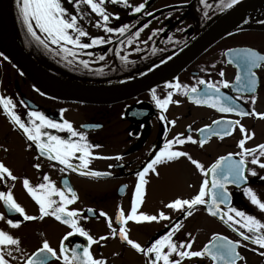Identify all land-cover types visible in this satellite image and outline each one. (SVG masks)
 Returning <instances> with one entry per match:
<instances>
[{"label":"flooded vegetation","instance_id":"1","mask_svg":"<svg viewBox=\"0 0 264 264\" xmlns=\"http://www.w3.org/2000/svg\"><path fill=\"white\" fill-rule=\"evenodd\" d=\"M245 1L239 0L236 5L223 10L218 6L219 0H204V3L200 0L106 2L103 7L109 14L107 27L115 29L127 24L129 29L124 35L109 33L103 27H97L100 17L87 6L81 5L79 9L83 15L78 18V25L88 34L81 38L82 41L90 43L92 37H102L107 42L77 50V59L71 64L68 60L72 57L62 59L57 54L58 47L51 43L46 48L49 53L47 60H35L34 55L28 51L45 71L55 77L77 83L88 82L86 79L93 78L96 86L112 87L110 90L123 93L108 101L85 102L57 93H46L0 47V96L13 100L16 105L14 111L22 119L26 121L28 110H38L58 122L61 119L69 121L74 130L85 133L88 143L99 145L90 149L93 156L89 158L87 168L76 172H61L62 166L40 156L35 145L27 140L22 130L15 127L0 108V163L16 177L12 180L5 175L4 180L0 181V191L10 190L25 213L35 217L24 220L18 213H7L0 202V213L4 214V218L0 219V230L19 240V251L15 250L16 246H9L12 255L5 257L9 264H25L27 257L42 247L45 240L58 254L61 239L71 231L67 225L50 215L41 218L38 205L23 187L25 178L30 185L35 186L43 182V175L47 174L54 185L62 189L65 187L63 181H67L66 187L71 188L77 196V200L68 207L79 210L82 217L78 221L79 225L96 240L90 245L94 258L102 259L105 264H147L146 258L122 241L118 232L112 235L109 221L99 213H106L113 228H119L116 224L117 210H122L125 216L131 210L138 179L136 173L146 167L165 141L172 140L177 134L185 137L191 135L199 141L202 134L197 129L211 125L212 121L221 118L238 121L230 135L222 138L209 135L202 146L198 142L173 144L172 150L188 153L205 169L220 156L239 153L241 149L238 141L246 136L250 138L245 139V148L264 144V115L220 113L207 105L196 104L188 95L175 91L171 98L173 102L164 110H159L151 98L153 89L161 99L171 90L165 88L166 82L178 81L191 87L197 79L212 82L223 79L230 82V87L226 89L221 86L220 91L233 97L240 110L264 114V62L253 69L256 81L254 91L238 93L233 87L237 66L230 62L231 57L228 55L230 49L242 48L264 55V0H259L263 2L249 9L244 20L236 26L223 33L219 32L215 38L208 35V30L217 19ZM141 3L145 5L144 9L139 13L133 12L132 7ZM71 10L76 14V7H71ZM137 32L138 36L135 35ZM129 38H132L131 43H128ZM101 55L103 60L99 59ZM121 56L126 59L121 60ZM80 60L87 61L88 67L80 64ZM220 72L224 73L223 77L219 75ZM161 115L163 120L160 119ZM241 126L245 129L244 133L240 131ZM49 131L65 138L68 136L67 132ZM117 156L120 159H116ZM233 159H239V156L234 155ZM251 159V156L246 157V167L255 171L256 175L246 172L247 180L240 187L227 185L230 205L264 222V211L253 205L243 191L245 187L250 188L264 202V179H261L264 177V169L251 164ZM260 161L264 162V156L260 157ZM72 163L78 165L79 161L73 159ZM37 164L39 169L34 167ZM83 172L106 175H84ZM143 179L145 183L142 185L137 213L158 215L162 211L170 219L126 221V233L131 240L142 247L150 246L151 242L165 234L178 221L179 230L175 232L173 240L177 244L183 241L185 245L191 240L189 251L202 250L209 244L213 234H217L240 242L236 251L242 259H238L236 264H264V255L260 254L264 249L242 240L234 230L238 225L229 227L218 216L210 215L205 205L195 206L188 216L181 210L165 207L177 198L190 199L198 192L204 179V175L187 157L165 160L155 166V171L147 172ZM87 209L94 211L89 213ZM7 219L19 221L20 224L18 227H10ZM101 236L106 239L100 240ZM87 243L86 238L74 234L68 237L65 246L70 248ZM170 259L179 260L180 264H213L206 255L181 259L173 254ZM48 264L62 262L49 257Z\"/></svg>","mask_w":264,"mask_h":264},{"label":"snow or ice","instance_id":"2","mask_svg":"<svg viewBox=\"0 0 264 264\" xmlns=\"http://www.w3.org/2000/svg\"><path fill=\"white\" fill-rule=\"evenodd\" d=\"M70 3L76 7V14L69 13L66 8L62 6L61 0H16L18 16L27 29V33L43 45L48 47L49 43L56 45L59 49L57 54L62 56V59L72 57L68 60L71 64L73 60L77 59L79 49H87L94 45L103 44L105 41L102 37H92L90 43L82 41V37H86L87 32L78 25V18L83 15L80 12L79 6H87L92 13H95L100 20L97 21V27H103L106 32H116L120 35H124L128 31L129 26L127 24L119 28L107 27L109 20V14L106 12L103 5L106 2L121 3L125 0H69ZM204 3V0H200ZM239 0H219L218 6L223 9L231 8L236 5ZM127 6V5H126ZM207 7V5H205ZM145 5L143 3L138 6L132 7V11L135 13L141 12ZM151 15L150 13H145ZM118 18V17H117ZM147 27V25H144ZM37 30L41 35L37 34ZM138 32L135 34L138 36ZM132 42V38H129L128 43ZM71 46V47H69ZM89 55H91L89 53ZM117 55L119 56V49H117ZM228 55L231 57L230 62H234L237 66V74L235 76V84L233 87L239 92H251L254 91L255 86V73L253 69L260 67L261 62H264V55H260L256 51L249 48L242 49H230ZM99 59L103 60L101 55ZM121 60H125L126 57L121 56ZM85 68L88 67V62L84 60L79 61ZM223 77L224 73L219 74ZM198 86H203L198 87ZM221 86L223 88H229L230 82L221 79L218 82L206 81L205 79H197L196 84L189 87L188 85H182L178 81L168 83L166 82L165 88L171 89L161 99L156 95L155 90H152L151 98L155 103V107L159 110H164L171 100L173 92H179L181 95H188L190 100H193L196 104L207 105L220 113H236L238 115H264L258 113H245L236 105L233 97L227 96L220 91ZM254 97L252 98L254 102ZM178 103V101H175ZM23 103V102H21ZM16 105L13 100L7 96H0V108L3 113L8 117L10 122L22 130L24 136L28 141H31L35 145L36 150L40 156L46 157L50 161H56L62 167L61 172L71 170L76 172L80 169L87 168L89 158L93 156L90 151L93 147H99V145H91L87 142L86 135L83 131L74 130L72 124L61 119L60 122L48 118L45 114L38 110H28L26 112V121L14 111ZM27 107V106H25ZM63 112V110H61ZM164 119L163 115L160 117ZM168 123H175L169 121ZM238 121L229 119H218L212 121L211 125H205L203 128L197 129L202 137L199 141L193 139L191 135L183 136V134H177L172 140H166L163 147L156 152L154 158L147 162L146 167L142 171L136 173L138 179L135 186V191L132 197L131 210L125 216L122 210L118 208L116 214V224L119 228H113L110 219L107 214L101 211L100 216L105 217L108 220V227L111 230L113 236L118 232L119 238L125 241L137 252L141 253L147 260V264H180L179 260L170 259L175 254L181 259L185 257H202L208 256L213 261V264H236L238 259H242L239 256L236 249L240 246L239 241H232L227 237L213 234L209 244H206L200 251H189L192 241L189 240L187 245L181 241L177 244L173 240V236L176 231L179 230V222L173 223L169 230L160 235L157 239L151 242L150 246L142 247L141 244L131 240L125 228L126 221L135 222H152L159 220H169L170 218L164 213L159 212L158 215H148L143 213H137V207L140 202L142 193V185L145 183L144 176L147 172L155 171V166L165 160H173L179 157H187L190 162L196 167L197 170L204 175V179L199 185L198 192L190 199L177 198L170 203L166 204V208L173 210H181L185 216L191 214L190 210L197 205H205L206 211L212 216H218L229 227L238 225L234 230L244 241H248L251 244L257 245L259 248L264 249V222L255 218L250 214H246L244 211L231 207L229 192L227 185H235L240 187L242 182H246V172L250 175H256L255 171H252L246 167V157L251 156L250 161L253 165H258L264 169V162L260 161V157L264 156V144L256 145L254 148H245V137L238 141V147L241 149L239 153H229L226 156H220L210 167L207 169L195 159L182 151L172 150L173 144H184L185 142L199 143L201 146L205 143V139L209 135H215L220 138L231 134V129ZM215 126V127H214ZM81 127H87L82 125ZM49 130H56V132H67L68 136L62 137L58 134H53ZM189 131L191 129L189 128ZM241 133L245 132L243 126L240 128ZM75 138V139H74ZM79 154V155H77ZM239 156V159H233V156ZM73 159L79 161L78 165L72 163ZM116 159H120L119 156ZM39 169V165H34ZM84 175L100 176L106 175V173L99 172H83ZM210 174V179H209ZM7 175L8 178L15 180L10 170L0 163V181H3ZM264 179V177H261ZM43 182L30 185L27 178L23 180V187L26 189L32 200L38 205L41 218L46 215L54 217L57 221L67 225L71 231L65 234L61 239L59 253L50 247L48 241L42 242V247L38 248L30 256L27 257L25 264H48L49 257L60 260L62 264H105L102 259H96L90 252V245L96 242L94 238L82 228L78 221L82 218L80 212L77 209H69V205L73 204L77 200L76 193L69 187H66L67 181H63L65 187L58 188L50 180L47 174L43 175ZM123 190V187L121 191ZM244 194L248 197L250 202L257 206L261 211H264V202H261L257 195L248 187L243 189ZM58 197V199H56ZM0 202H2L7 213H18L24 220L35 219L33 216H29L25 213V210L14 200L12 192L0 191ZM221 205L224 207L222 208ZM93 209H87V212L92 213ZM4 218V214L0 213V219ZM87 219V217H83ZM7 224L10 227H18L20 222L7 219ZM243 230V231H241ZM79 234L81 237L86 238L87 245H73L70 248L65 246V241L68 237ZM100 240L106 239V237H99ZM9 246H16L15 250L19 251V240L14 238L8 232L0 230V264H9L6 256L12 255V249ZM82 249V250H81ZM264 255V252L260 253Z\"/></svg>","mask_w":264,"mask_h":264},{"label":"water","instance_id":"3","mask_svg":"<svg viewBox=\"0 0 264 264\" xmlns=\"http://www.w3.org/2000/svg\"><path fill=\"white\" fill-rule=\"evenodd\" d=\"M259 0H247L238 4L228 13L217 19L208 30L209 36H215L236 26L244 20L247 11L254 6L261 4ZM205 37V36H204ZM212 38V37H211ZM210 38V39H211ZM0 47L3 52L15 62V64L28 76V78L42 91L46 93H57L68 98L78 99L86 102H99L114 99L115 96L123 94L110 90H102L92 86H79L69 84L50 77L41 70L32 60L20 49L12 46L0 31ZM125 93V92H124Z\"/></svg>","mask_w":264,"mask_h":264},{"label":"rangeland","instance_id":"4","mask_svg":"<svg viewBox=\"0 0 264 264\" xmlns=\"http://www.w3.org/2000/svg\"><path fill=\"white\" fill-rule=\"evenodd\" d=\"M62 6L66 8L69 13H72L71 7H74L72 3L69 2V0H61ZM72 11V12H71ZM75 14V13H72ZM8 20L10 24V30L12 35H14V39L19 45L20 49L23 50L28 56L31 54L34 55L35 60L45 59L47 60L49 57V53L46 52V48L39 44L37 41L33 40V38L27 33V29L22 26V22L18 16V9H17V3L16 0H10L9 2V15ZM37 34L41 35V38L43 39V35L40 34L37 30ZM29 51V52H28ZM61 56V55H60ZM34 63H36L38 66H40L35 60L34 57L29 56ZM41 69L45 70L42 66H40ZM48 72V71H47ZM58 78V77H57ZM61 79V78H59ZM66 80V79H65ZM88 82H83L82 84L88 85V86H96L93 78L86 79ZM72 83H77L75 81H71ZM80 84V82H79Z\"/></svg>","mask_w":264,"mask_h":264},{"label":"bare ground","instance_id":"5","mask_svg":"<svg viewBox=\"0 0 264 264\" xmlns=\"http://www.w3.org/2000/svg\"><path fill=\"white\" fill-rule=\"evenodd\" d=\"M6 2L7 0H0V31H2L3 36L12 46L20 50V47L16 44L9 29V25L7 21Z\"/></svg>","mask_w":264,"mask_h":264}]
</instances>
